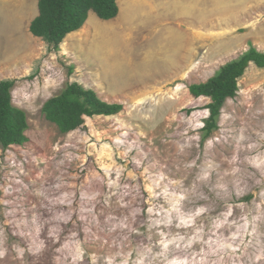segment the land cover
I'll list each match as a JSON object with an SVG mask.
<instances>
[{
    "label": "rangeland",
    "instance_id": "1",
    "mask_svg": "<svg viewBox=\"0 0 264 264\" xmlns=\"http://www.w3.org/2000/svg\"><path fill=\"white\" fill-rule=\"evenodd\" d=\"M117 1L55 50L38 0H0V80L29 124L0 144V264H264V68L207 141L189 91L264 52V0ZM72 81L124 110L60 132L42 106Z\"/></svg>",
    "mask_w": 264,
    "mask_h": 264
},
{
    "label": "trees",
    "instance_id": "2",
    "mask_svg": "<svg viewBox=\"0 0 264 264\" xmlns=\"http://www.w3.org/2000/svg\"><path fill=\"white\" fill-rule=\"evenodd\" d=\"M38 15L30 23V32L42 38L51 49L58 50L72 32L82 28L90 13L103 20L118 16L117 0H38ZM251 64L264 68V52L251 46L238 58L222 65L208 80L189 86L196 97H207L208 117L201 128L202 141H207L219 128L222 110L229 98L240 89V80ZM15 79L0 80V144L3 148L24 145L29 137L27 113L13 103ZM124 104L103 100L93 88L72 81L42 106L47 120L57 125L62 133L80 128L87 117L112 116L121 113Z\"/></svg>",
    "mask_w": 264,
    "mask_h": 264
}]
</instances>
